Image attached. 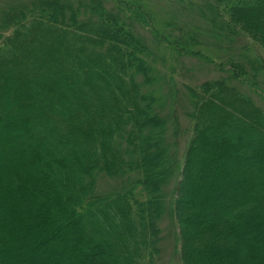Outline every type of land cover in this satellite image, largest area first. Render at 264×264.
<instances>
[{"label": "trees", "instance_id": "obj_1", "mask_svg": "<svg viewBox=\"0 0 264 264\" xmlns=\"http://www.w3.org/2000/svg\"><path fill=\"white\" fill-rule=\"evenodd\" d=\"M36 1L0 21V264H161L180 157L144 103V43L113 11ZM210 6L264 51V0ZM194 89L173 198L181 262L264 264V107L223 79Z\"/></svg>", "mask_w": 264, "mask_h": 264}, {"label": "rangeland", "instance_id": "obj_2", "mask_svg": "<svg viewBox=\"0 0 264 264\" xmlns=\"http://www.w3.org/2000/svg\"><path fill=\"white\" fill-rule=\"evenodd\" d=\"M44 1L46 9L55 10L56 15L60 11L65 16L78 12L79 17L91 14L95 20L113 11L124 26L133 31L138 42L134 41L138 45L140 41L144 43L140 42L143 71L138 70L144 103L150 102L155 112L166 117L168 124L166 127L162 124L159 131L168 132L175 143L173 150L180 157L179 165H172L166 180L167 196H164L160 223L161 264H182L179 256L181 236L174 216L173 198L180 176L181 156L193 132L189 87L195 90L204 81L223 79L264 107L263 48L244 32L235 33L223 9L216 10V15L210 6L215 0ZM25 3H32L29 6L33 7L38 1L0 0V21L4 13L18 10ZM2 34L0 25V37ZM226 134L221 132V135ZM113 183L112 179L102 180V190Z\"/></svg>", "mask_w": 264, "mask_h": 264}]
</instances>
